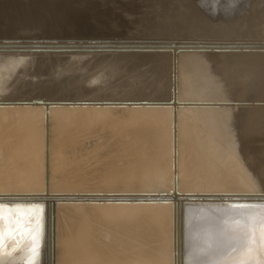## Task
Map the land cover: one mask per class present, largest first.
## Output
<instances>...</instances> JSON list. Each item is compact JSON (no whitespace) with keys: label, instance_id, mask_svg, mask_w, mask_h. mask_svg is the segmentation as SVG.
<instances>
[{"label":"rangeland","instance_id":"rangeland-1","mask_svg":"<svg viewBox=\"0 0 264 264\" xmlns=\"http://www.w3.org/2000/svg\"><path fill=\"white\" fill-rule=\"evenodd\" d=\"M216 1L218 2L220 0H0V41L2 42V41H5L6 39V41H13V42L22 43V44L44 43V42L45 43H48V42L49 43L50 42L51 43H63V44H71L72 42L74 44H76L75 42L82 43V44L86 42L88 43H96V42L98 43H101V42L128 43L129 42V43H134V44L135 43L136 44L137 43L146 44L147 42V43H163L164 44L166 42L167 43L175 42V44H178V46H180L178 48L182 50L186 48L185 46H187L188 44L191 47H196V48L204 47L206 49L211 48L213 50L216 49L219 46V44L221 45V44H233V43L235 45L236 44H244V45L245 44H250V45L255 44V45H258L260 48L264 47V45H260V44H264V26H262L264 25L263 23L264 18H262L263 17L262 14L261 15L259 14L261 17L257 15L259 20L262 19L260 20L262 21L261 23L258 21L257 16H256L257 21L251 20L252 22L256 21L257 23L254 22L256 25L261 24L259 25L260 27L255 26V24L250 21L251 18L249 19V23H248L247 19L249 18V14H248V10L246 11V8L244 7L243 0H237L238 5H236L237 3H234V5L231 7H230V3L232 0H222L221 1L223 2L222 6H220L221 5L220 4L218 5L217 8L214 7ZM22 3L26 7H21ZM250 4H251V0H247L246 2L247 9H248V5ZM228 6L230 8H228ZM239 6H242V7H239ZM232 7H235V8H232ZM59 8L61 9L62 13H60ZM205 8H207L206 9L207 11L211 10V12L213 13H215V11L218 10L216 14H214L212 20L210 19L211 22L209 21V18L207 17V13H209L210 11L206 13V11L204 10ZM58 9H59V12L57 11ZM44 10L47 12H45ZM55 11H57L59 14ZM241 12H242V15L245 12H247L248 18L245 17L247 15L245 13L244 14L245 16H243L244 18L243 19L242 15L240 14ZM42 13H43V16H42ZM200 16L202 17L200 18L201 20L205 19L204 21L202 20L204 23L201 22V20L199 19ZM239 16L241 19L239 18ZM205 17H207L208 20ZM236 18H238V20ZM190 19L194 20L195 24L197 21L199 25L198 23L194 25L192 20L190 22ZM223 19H226V20H223ZM233 19L237 23L234 22ZM199 20L201 23L199 22ZM241 20H243V22ZM219 21L220 22L222 21V22L220 23ZM189 22L191 23L192 27L190 26ZM212 22H213V26L210 25V28H208L209 24H211ZM226 22H230L232 24H228ZM186 23L189 25H187ZM250 23H252V25ZM200 24L201 25L203 24V25L202 27L199 28ZM205 24L208 26L206 27ZM233 24H235V26ZM194 26H197L196 28H198L200 32H198L199 30L196 31ZM252 26H253V29L255 27H257L258 29L256 28L253 31ZM205 27L211 32L205 29ZM232 27L234 29L233 31H232ZM247 27L249 29L245 30L247 29ZM202 29L205 30V32ZM221 29L223 30L224 34L227 31L229 33V36H226V35L223 36V32L222 34L220 33L221 34L220 35L218 32H221L222 31ZM190 30H194V31H191L192 32L191 33ZM256 30H259V31L261 30L260 33L262 35L260 34L259 36V31H256ZM229 31L230 32L232 31L231 34ZM247 31H250V32H247ZM194 32H198L199 34L196 33L194 35L193 34ZM207 32H209L210 35L207 34ZM255 32H257L258 34V35L257 34L254 35L257 41L254 39L255 37L252 34ZM239 36H241L242 38ZM181 44L184 46H181ZM120 47H119L120 50H124L123 47L122 49ZM142 48L143 47H140V49ZM127 50L128 49L126 48V51ZM130 50L131 49H129L128 52L125 53V56H124V53H122L123 54L122 55L120 52H119L120 56L118 53L114 55H112L111 53H107L105 55L103 54H86V55L85 54H74V56L69 55L68 57L69 59L67 61H65L64 58H62L64 61L59 60L60 61L59 63L62 62L61 64H58L56 62L57 61L56 58H53L54 60L56 59L55 61L52 59L54 62L53 63L51 58L39 57L41 58L43 64L45 65V68L50 67L52 69L51 70L47 68L49 71L51 70L50 73L52 74V76L51 74H49L47 69L45 70L43 64H39L41 60H39L38 57L37 58L32 57L33 60H31L30 58V56H32L31 54L38 53L39 52L38 50L29 49V50L14 51V52H11V51L10 52H0V55H1L0 56V88H1L0 95L1 96L3 94L7 95V98H5L6 96L3 95V97L0 96L1 97L0 99L4 98L6 101V99L8 98L10 99V97H12L13 94L14 96L12 98H15L17 96L15 95V93L16 94L18 93L17 97H20V95H22L21 97H23L24 96L23 94H26L27 90L29 91V89L33 93L32 95L30 94L31 96H39V97H43L46 99H57V98L59 99L60 98L62 100H71V101H78V102L80 101H101V100H106V101L147 100V101H154V102H163V101H166V99H169L168 96L170 97V94H169L170 90L168 91V88L170 86L169 85V80H170L169 73L171 69L170 68L171 62H169L170 59L166 57L161 62L157 63L156 60L150 61L155 58L156 54H148V53L143 54L144 51L142 50L143 52L142 53L137 48L135 49L133 48L132 53H129ZM135 50L136 51L139 50V51L135 52ZM138 53L139 55H137ZM211 53L207 54L208 59L205 58V64H203L202 67L195 66L192 62L191 63L186 62L184 59V56L181 55L182 57L180 59V65H179L180 66L179 67L180 90H176V93H175L178 101L180 100V106H181L180 113H179L180 115L178 117L179 118L178 122L180 123H178L179 126L177 125L178 129L180 130H177V141H176L177 142L176 144H179V143L180 144L177 145L176 148L180 146L181 149L180 148L178 149H180L181 151L177 149L178 153L176 156V162L177 161L178 162L175 165L171 164V162L168 161L170 160L169 139H168L169 138L168 137L169 114H167V111L165 109L163 110L156 109V108L153 109L154 107H152V105L154 104H150V107L146 108L145 110H144V106H142L143 108L142 107L134 108L133 106L131 107L127 106L126 108L127 110L125 111L124 114H121L122 113L120 112L121 110H118L120 112L119 114L117 113L118 111L115 109H112L111 111L100 110L101 106L100 107L95 106L94 107L95 109H92V110L89 109L91 111H89L88 109H82V107L69 108L66 106H60V107H57V109H54V110L52 109V110L47 111L46 118H45L46 122L41 120V113L36 108L31 107L33 109V111L31 110L32 111L31 113L29 112L31 108L18 110L19 114L24 115L23 118L22 117L18 118L19 115L17 117L13 115L16 119H18L19 121H22V123L21 122L19 123L27 131L25 132L24 129H22L24 133H21L23 132L22 130L20 131L21 126H19V123L17 124L15 122L16 119L13 116H10L12 118L11 119L7 115L11 120L8 117L6 119V117H4L3 114H1L3 116H0V125L2 123V126H0V137H1L0 138V143H1L0 144V155H1L0 158L4 159L5 162L6 160L9 162L5 164V163H2V160L0 159V162H1L0 172L8 171L7 168H11V171L13 172V169L17 167L14 169L15 171L13 172L14 174L17 173V177L14 175V179L20 178V176H23V180L25 181L24 182L23 180H21L22 179L21 177L19 181L21 180L23 184H21V182H16L18 183L16 184L14 179H12L13 178L11 176L12 173L8 171L9 175L7 176V174L4 172V174L1 173L2 176L0 174V186L2 185L1 186L2 188L0 187V189H2V191L4 190L3 192H5V194L11 193V192L20 193V192H25V191H30L31 193L42 192L44 189V186H46L47 189L50 190L49 192H57V193H61V192L73 193L74 192L75 194V192H77L78 194H80L86 191V193H91V192L92 193H118L124 196H130L136 193L137 194L162 193V192L167 191L168 188H165V187H169L171 183V181L169 180L171 179L170 178L171 169H169V166L171 165L170 168L175 167L176 170L173 169V171H176L175 175L178 179H179L178 177L179 175L181 176L180 179H182L183 177L184 179H186V177L188 176L187 177L188 180L186 179L187 182L189 180L191 181V183L190 182L188 183L191 184L192 186L188 185V183L186 184V182L180 183L182 180H180V182L178 180L177 188H176L178 192L191 193L194 195L195 194H205V195L220 194L222 196L230 195L231 197V195L235 196L237 194H241V193L248 191V188L250 187V185H252L249 188L250 190H252L253 188V190L255 189L256 192H264V182L261 183L258 180V178H260L259 173L257 171L255 173L256 169L254 170V167L256 168V166L255 165L251 166L248 160L243 156H240L239 159H237V157L235 158L236 156L235 147L238 146V144H236V141L237 143H239V140L233 137V134H231L234 132L233 129H231V126L229 129V125H231V122L230 124H228L229 123L228 119L231 120L232 118L237 116L239 110H241V109H238V110L234 109L232 113L231 112L232 110L230 109V107L234 108L239 103H244V101L245 103L254 102L252 101V99L251 101H249L248 99L252 98V96H258V95H254V93L253 95H251L252 93H248V94L243 93L244 91L243 92L240 91L241 92L240 93L237 91V89H235L230 84L231 83L230 80L223 78L225 76V75L223 76V74H226L227 72H229L231 69L230 67L234 66L231 60L232 56L229 51H228L229 57L221 56L219 53H214V55ZM10 54H13V55L20 54V55L11 56ZM11 58H13L14 60ZM48 60H49V63H52L55 66L53 65L52 67L51 66L52 64L49 65ZM31 61L34 63H36L37 61V63L32 65ZM172 62H174L173 59H172ZM56 64H58L57 69H55ZM66 64L67 66L64 67V65ZM36 65H38V67H36ZM59 65H61L60 68H58ZM219 66H220V69H219ZM33 67H36L34 68L35 70L33 69ZM225 67L227 68V72L225 70L226 69ZM38 68H39V71H38L39 73L37 72ZM221 69H222V72L225 71L223 74H221L220 72ZM43 71L44 72L46 71V73L47 72L48 73L45 74ZM95 73L97 76L95 75ZM48 74L50 76H46ZM100 76H102L101 78L103 79V81H100L101 78L99 80L98 77ZM5 77L6 78L8 77V78L6 79ZM52 77L55 79H53ZM94 77L97 78L98 83L96 82L97 80ZM88 78L90 80H92L93 78L96 81L93 84L92 82L93 80L90 81ZM8 79H9V82H8ZM3 80H4V83H3ZM6 80L7 82H5ZM32 84L33 85L36 84V85L33 86ZM49 84L50 85L52 84L53 86L55 84L56 85L54 87L51 85L53 87L51 88ZM23 88L27 89L25 90L26 92L24 91ZM33 88H36L34 89L35 92ZM36 91L37 92L40 91V93L38 94L36 93ZM29 93L30 91L28 92V95ZM245 94H246V97H245ZM24 97H29V96H27L26 94ZM247 97H250V98L247 99ZM259 101H256V102H259ZM209 102L211 103L210 105L211 109L210 110L207 109L206 111H204L205 108L207 107V103ZM78 109L80 110L82 109V110L80 111ZM254 109L255 108H252L249 113H253ZM227 114L230 115L231 119L228 118L229 115L227 117ZM2 117L3 119L5 118L6 120H3ZM3 121L11 122L10 124L8 122H5V124L11 125V126L8 125L9 128L12 127V129L10 128L11 130L16 128L14 129V133H12L10 129H6V127L8 128V126L3 127L5 126ZM47 122L52 125V130L50 132L51 134L50 143L52 144H50V147L52 148V146H54L52 149H50L51 159L50 158L48 159L49 163L51 162L50 167H49L50 169H48V171L52 172L50 174L48 173L47 175V176H50L48 177V181H49L48 186L46 185L47 183L45 182L47 180V177L45 174L47 170H46V167L44 168V163H43L45 161V158H44L43 153L41 152L43 151L42 150L43 140H40L42 139L41 131L43 133L42 126H44V124H46ZM223 122L225 125L223 124ZM24 124L26 127L23 126ZM212 124L215 125V129H213L214 125ZM223 126L225 127L228 126V128L226 127L228 131H226V128ZM2 127L5 130L1 129ZM216 127H218L222 133H219L220 131ZM84 129H89L93 135L90 134L91 132L89 130H86L87 131L86 133H89V134H86L87 135L86 136L83 133L85 131ZM7 130L9 131V133ZM15 131L23 134L21 135L22 141H24L23 140L24 138L26 141L28 140V143H26V141L21 142V138L19 139V137H21L20 134L19 133L17 134V132ZM33 131L34 133H32ZM81 131L82 133L80 135L79 132ZM25 134H26L25 137L28 136L27 137L28 139L24 137ZM70 134L71 135L73 134L71 137L75 138L76 140L73 138L72 140H70L71 139V137H69ZM230 134L233 138H235L234 140L230 136ZM89 135L94 136L95 139H98V140L93 142L95 140L94 137L92 138V136H89ZM7 136L8 138L6 139L5 137ZM83 136L84 138H87V139H84ZM61 137L63 138L60 139ZM67 137H69L68 138L69 140L67 139ZM80 137L81 139L83 138L86 141V142L84 141V143L88 144V146L91 145L89 144V142L90 143L93 142L92 144L93 149L97 148L99 149L98 150L99 152L97 151V149L93 150L91 146L90 148L92 150L88 148L90 152H88L87 149L86 150L82 149L83 151L80 150L82 147L85 146L84 143H81L83 142V140L80 142L81 140ZM89 137H91L92 140L93 139L94 140L93 141L90 140L91 138ZM36 138L40 141H37ZM255 138L264 139V134L258 135V137H255ZM13 139H15V141ZM5 140L8 142V144L10 143L9 145L11 147H9L8 144L5 143L6 142ZM12 140L15 144L12 142ZM87 140L89 141L88 143H87ZM62 141L64 142L66 141V142L64 143ZM17 142L22 147L21 146L17 147L18 145ZM72 142L73 144H75L76 142V145L79 142L84 146H82L81 144H78L80 146V149H79L78 145L77 146L72 145ZM203 142L205 143V145ZM32 143H34L33 144L34 146L32 145ZM60 143L65 146L63 147ZM66 143L70 144L69 146L71 145L76 146V148L80 150L79 152H81V154L79 153L80 154L79 155L77 149L74 147L73 149H76L77 151V156H75L74 153L76 154V151H73V149L67 146ZM3 144H6L8 147L6 145L3 146ZM26 144H29V146ZM37 144L40 146H38ZM58 146H62V147H58ZM31 147L33 149L32 151H31ZM18 148L19 149L21 148V150H19ZM25 149L27 151H24ZM34 150L35 152L36 150L38 152L37 154L35 153L36 155L34 154ZM68 150L70 152H68ZM12 151L13 152L19 151L18 152L19 154L22 152L21 153L22 156L26 152L27 154L32 152L30 153L32 156L33 155L37 156L36 158L35 156L33 157L31 156L32 159L35 158L34 162L30 156H27V154H25L24 156H26L27 158L29 157L32 162L30 161V159H27L26 157H25L26 159L24 157L22 158L19 157L22 163H24V165L27 163L26 160L30 161L28 162V164L33 163L32 164L34 165L33 168H31L29 164L28 166L30 167L31 169L30 170L26 164L25 166L27 167L24 166L26 169L24 167L22 168V170L24 171L26 170L25 171L26 173L23 171L24 175H21L22 170L20 169L19 170L20 175H18L17 170L21 168L19 167V163L21 161L19 162L20 160L18 159L19 155H17L16 152L13 154ZM92 151L94 153H92ZM95 151L97 152L95 153ZM2 152H3V155L4 154L8 155L6 156L7 158L2 156ZM85 152L87 153L85 154ZM141 152H144V156L146 155L145 159H141L143 157ZM179 152L181 154H179ZM10 153L11 155H9ZM41 153L43 155V158L39 156L41 155ZM91 153L93 156L95 155L93 157V160L97 161L98 163H101V165L98 164L97 162H96L97 163L96 165L95 162L91 160L92 159ZM199 153L201 154L199 155ZM203 153H205V155H203ZM87 154L89 157H85ZM78 155L81 156L83 160H81V158L78 157ZM185 155L186 156L188 155L187 156L188 159H189V155L191 156L190 161L192 160V162H194L193 166ZM136 156H139V161H141L142 163H145L146 161L147 166L146 165L145 166L148 167V169L145 168L144 164L142 163L141 165H139L140 162H138L137 160L138 158H136ZM10 157L12 160L10 159ZM12 157H15V158L13 159ZM84 157L86 158V160ZM74 158L75 159L80 158V159L73 160ZM180 158L181 160H179ZM182 158L186 159V161L184 159L183 161ZM234 158H235V161H234ZM15 159L17 160V162L15 163V165H13L15 162L14 161ZM41 159L42 160L44 159V160L42 161ZM87 159L90 160L89 162L93 161L94 162L93 164L96 166V168H94L95 166L92 163H88V162L86 163ZM126 159H129L130 163H131V160L133 161L130 164L129 161H127ZM39 160H40V163L42 162L41 164L35 163V162H39ZM79 160L82 162L84 161V162L80 163ZM236 160H239V162L237 163ZM134 161L136 165L134 164ZM187 161H188L187 164L189 165H186ZM71 162L77 163L78 166H75L74 168V165L76 164L75 163L73 164ZM180 162H182L184 165L181 164ZM69 163H71V165H69ZM84 163H86V165ZM119 163L123 164V166ZM1 164H4L5 167L3 165L2 166L3 168H2ZM82 164H84L85 166L82 167ZM88 164L89 165L91 164L92 165V166L90 165L91 168L97 171L91 170L90 166H88L87 168L91 170L90 172L86 168ZM126 164H127V167H126ZM130 165H131V169L133 168L132 169L133 171L128 169ZM190 165L193 168L194 167L195 168L194 169L190 168L191 167ZM20 166H21V163H20ZM38 166L39 168L41 167L40 170ZM71 166H72V169H70ZM142 166L144 168H142ZM34 167L35 168L37 167V169H34ZM98 167L99 168L101 167L102 169H99ZM138 167L140 168V172L143 174L139 172ZM181 167L185 168V170L187 169V172H188L187 176L185 173L186 171L184 172V169H182ZM188 168H190L191 171H188L189 170ZM35 170L37 171L39 175L35 173L36 172ZM128 170L130 171L128 172ZM142 170L148 171L149 173L145 171L144 173L142 172ZM159 170H162V171H159ZM94 171L98 174L97 176L100 179L99 182H98V178L96 179L97 176L94 177L96 175V173L94 174ZM136 171L138 172L137 174L135 173ZM177 171L180 174H178ZM241 171L245 173H242ZM69 172L70 173L73 172V173L68 174ZM191 172H192V175H190ZM125 173L126 175L127 173L129 175L126 176ZM25 174H28V175H25ZM144 174L146 175V178ZM29 175L31 176V178H28ZM83 175H87L88 177L85 176L86 177L85 178ZM99 175L101 176V178ZM136 175H137V178L135 177ZM255 175L257 177L254 180V183H251V182L248 183L247 181L244 182L246 178L248 179ZM26 176H28L27 179H31V181L25 179ZM37 176H39L38 177L39 180L36 179ZM76 176H77V179L75 178ZM129 176H133L134 178L130 179ZM159 176L165 177V180H166L165 184L160 185L158 184V182H154L155 186H153L152 181L154 179H157L155 177H159ZM239 176L240 178L243 176V179H244V180L242 179L243 185H241L242 181L240 180ZM2 177L5 179L10 177V179L13 180L15 184L10 183L11 180L8 182L9 179H7L6 183H4V181L1 180ZM116 177L118 178L120 177V178L118 179ZM127 177H129V180L127 179ZM32 178H34V180ZM105 178L106 179L109 178V179L106 180ZM114 178L117 180L115 181ZM124 180L125 181L128 180V181L125 182ZM186 180H183L182 182ZM221 180L223 181L222 184L218 185V182ZM239 180L241 181V183ZM100 181L103 184L100 183ZM149 181L152 185L149 183ZM90 183L92 184L94 183V185H90ZM181 184L185 186L182 185L183 186L182 187L180 186ZM186 186H189L190 188L187 187L188 188L187 189ZM28 187L30 188L32 187V189L29 188L30 189L29 190ZM182 188H184V190ZM262 188H263V191H262ZM3 192H1L0 194H4ZM255 205H258V204H255ZM134 206L130 205L127 207H120L119 209L118 208L115 209L117 213L115 212L113 217L100 216L96 218L92 217L91 215L92 212L90 211L89 208H85L86 206H84V208L80 206L82 208H79L78 210H81V213L86 216L82 218L81 217L75 218V220L77 221L76 227L75 225L71 227V224H68L67 221L65 220L61 221L62 233H65L66 236H67V233L68 234L70 233L73 235V236H70L71 241L69 242V244H70V247L76 250V253H77L76 257L74 261H69L67 259L68 258L67 256L65 257L63 256V258H65L63 260V258L59 255L60 253L59 251L60 249H59L58 252L55 253V263L54 264H124V263L125 264L127 263L129 264H133V263L135 264H161V263L167 262L165 261V259H167V255H166L167 253L163 255L159 253L157 249L158 247H162V245H164L166 247V250L169 251L168 243L170 242V238L172 237V235L170 237L169 229L171 228L173 224L179 225L180 227V218L182 215V211H180V207L175 206V210L173 212V213L177 212L175 215L160 218L159 216H156V214L159 213L158 211L162 210L165 212L166 210V212H172L170 210V206H169V210L167 209V207L165 208L156 207L155 208V207H143L139 205L136 207ZM196 206L199 208L184 207L185 232L193 230V228H195L196 225L203 227L205 229L211 227L213 224H216L217 220L222 219L221 211L219 210H223L229 207V205H224V204H211L210 206L208 205L206 206L196 205ZM1 208L3 209V207ZM8 209H9L8 207L7 208L4 207V209L2 210L4 211L3 212L4 214L5 213L8 214L7 211L11 212L10 213L11 216L10 214H9V217H7L8 215L6 216L7 219L5 221L7 223H4V226H6V228L5 227L4 228L7 230V231L4 230L6 231L5 232L6 234L10 232L8 231L9 228H11L9 230H12V229L14 230V227L12 228V226H14L15 222H17L18 220L19 222L27 226L37 225L36 220L35 222L32 221L34 225L32 224V222L25 220L24 218L25 216L22 215V211L21 212L19 211V210H24V208L23 209L16 208L18 211H16L15 208L13 210L16 211L18 215L21 214V217L24 218L25 222H29V225L28 223H25L24 220L20 216L19 217L15 216L17 214L16 212L15 214H13L14 212L11 211L12 208H10L11 210L10 209L8 210ZM246 211H249V209H247ZM133 213L135 214L138 213V214H136L134 217L132 215ZM12 215L15 216V218ZM129 215H132L134 217L133 220L135 222L132 221L134 225L133 226L132 225L123 226L124 223H122L121 225V221H120L118 225L119 227L117 228L116 222H118L119 219L124 220L123 218ZM10 217H13L17 221L15 222L12 221L13 218L11 219ZM37 218L39 219L40 216L38 217L36 216V219ZM8 219H11L12 223ZM85 223H90L91 225L89 226H91L94 230H97L99 233L102 231L103 233L102 232L101 233L103 235H105L104 231L106 235H107V232H109V235H107L108 237H106V235L101 236L102 235L101 233H100V236L102 239L99 238V240L98 238L97 239L90 238L89 240V238L87 237H82L83 231L85 230ZM64 224H66L67 226L66 225L64 226ZM120 227L122 228L125 227V228H123L122 230V228ZM130 227L132 228L130 229ZM164 227L166 228V232L163 235L162 231ZM127 228L129 229L127 230ZM120 229L122 232L120 231ZM112 230L114 231V233L117 232L116 230H118L119 235L124 237L122 238L123 243L125 242L124 244L122 243L124 246L116 245L118 247L116 246L111 247L109 245L110 241L107 242L108 238L110 239L111 235L116 234V233L114 234ZM14 231L13 232L11 231L12 234L14 233ZM110 231H112L111 234H110ZM127 231H129L130 233ZM124 233H126V235ZM5 238H6V241H5ZM5 238H3V242H6V244L9 243V239L7 241L8 237H5ZM126 239L128 240L130 239V241ZM249 240L252 243V247L255 249L250 254H248L249 249L242 248V246L239 243H232L230 246L221 245V246L215 247L214 249L209 250L208 252H205L203 249L206 248V244H204L202 241L196 240L195 242L193 241L185 242V247H186L185 253L186 254H185L184 263L185 264H211L212 260L214 259L218 260V259H221L223 256H227L229 258L230 257L231 258H244L246 260V264H264V241H262L261 238L260 239L258 238L257 240L249 238ZM126 241L130 242L131 244L128 242L126 243ZM96 242L99 244H97ZM1 244L2 243L0 242V245ZM4 244L5 243L2 244L3 246H1L3 250L5 246L7 247L9 246L8 244L7 245L6 244L4 245ZM12 248L15 250H13ZM20 248L22 247H17V248L11 247L13 251L10 250V247H9V250L5 249L4 251H6V254H7V250L10 253V254L8 253V255H6L4 251H1L2 249L0 248V251H1L0 253H2V256L1 255L0 256L3 258H6L7 256H9L8 258H10L12 261L10 262V259L8 260V258L7 260L9 262L6 259L2 258L3 259L2 260L0 258L1 259L0 263L6 264L8 262V264L10 263L16 264V262L20 260L19 258H21V257H18L19 255L18 253H16L18 250H20ZM136 249L139 250L137 251L138 253L135 252ZM94 252H97V255ZM37 253H38L37 254L38 257L37 255L35 257V258H39V259H36L37 262L34 260L35 258L33 259V257H31V260L35 261L36 264H39L41 263L40 260H42L43 258L41 257V253H39V251H37ZM136 253L139 254V257L141 259L136 258V256L132 257L133 255H136ZM154 253L156 254L159 253L158 254L159 256ZM4 254L6 257L4 256ZM11 254H13L12 258H15L14 255H17L16 257L17 261L16 259L12 260V258L10 257ZM31 254L32 252L31 253L29 252L28 255H31ZM21 255L22 253L20 254V256ZM22 259L23 260L19 261L21 262L20 264L25 263L24 261L25 258H23V255H22ZM4 260H5V263H4ZM84 260L86 263H84ZM19 262L17 263L19 264ZM26 262L27 264H32L31 262L30 263H28V261ZM175 264H178V259L176 260Z\"/></svg>","mask_w":264,"mask_h":264},{"label":"bare ground","instance_id":"bare-ground-1","mask_svg":"<svg viewBox=\"0 0 264 264\" xmlns=\"http://www.w3.org/2000/svg\"><path fill=\"white\" fill-rule=\"evenodd\" d=\"M222 0H220V1H216V3H215V6L214 7H218V5H220V6H222V3L223 2H221ZM245 1V2H244ZM238 1L237 0H232L231 1V3H230V7L231 6H233L234 5V3H237ZM240 2H242V1H240ZM246 2H247V0H243V4H244V7L246 8V11L248 10V14H249V18L247 17L248 16V14H247V12H245L247 15L245 16L244 14L242 15V12L240 13L241 15H242V18H243V16H245V17H247L248 19V23H249V19H250V21L252 20H256L257 21V19H256V16L257 15H261L262 14V18H264V0H251V4L250 5H248V9H247V5H246ZM233 3V4H232ZM249 3H250V1H249ZM46 4V3H45ZM19 5V4H18ZM30 5V4H29ZM236 5H238V3L236 4ZM239 5H241V4H239ZM20 6V5H19ZM28 6V5H27ZM209 6V5H208ZM21 7H26L25 5H23V3H22V6ZM207 7V6H206ZM210 7V6H209ZM209 7H208V9H209ZM229 6H228V8H230ZM236 7V6H235ZM235 7H232V8H235ZM239 7H242V6H239ZM61 8V7H60ZM59 8V9H60ZM74 8V7H73ZM238 8V7H237ZM59 9L57 10L58 12H59ZM62 9V8H61ZM61 9H60V13H62L61 12ZM207 8H205L204 10L206 11V13L207 12H209V13H207V17L209 18V21H210V19L212 20V18H213V16H214V14H216V12L218 11V10H216L215 11V13H213V12H211V10H206ZM255 9V10H254ZM45 11V10H44ZM57 11H55V12H57ZM204 11V12H205ZM25 12V11H24ZM45 12H47V11H45ZM57 12V13H58ZM251 12V13H250ZM57 13H55V14H57ZM186 13V12H185ZM211 13H213V14H211ZM46 14V13H45ZM59 14V13H58ZM74 14V13H73ZM255 14V15H254ZM196 15V14H195ZM205 15V14H204ZM240 15V16H241ZM259 15V16H260ZM42 16H43V13H42ZM206 16V15H205ZM240 16H239V18H240ZM194 17V16H193ZM207 17H205V18H207ZM255 17V18H254ZM261 17V16H260ZM200 18H202L201 16L199 17V19ZM208 18H207V20H208ZM257 18H258V16H257ZM46 19V18H45ZM194 19V18H193ZM237 20H238V18H236ZM241 19V18H240ZM244 19V18H243ZM187 20V19H186ZM191 20L192 19H190V22H191ZM201 20V19H200ZM200 20H199V22H200ZM203 20V19H202ZM201 20V22H203ZM206 20V21H207ZM223 20H226V19H223ZM246 20V19H245ZM260 20H262V19H260ZM259 20V18H258V21L261 23L262 21H260ZM189 21V20H188ZM193 21V23H194V20H192ZM232 21V20H231ZM230 21V22H231ZM233 21H234V19H233ZM232 21V22H233ZM242 22H243V20H241ZM251 21V22H252ZM256 21H254V22H256ZM28 22V21H27ZM189 22V23H190ZM200 22V23H201ZM208 22V21H207ZM207 22H205V23H207ZM211 22V21H210ZM220 22V21H219ZM222 22V21H221ZM220 22V23H221ZM230 22H226V23H228V24H232V23H230ZM234 22H236V21H234ZM233 22V23H234ZM254 22H252V23H254ZM198 22L196 21V24H197ZM204 23V22H203ZM209 23V22H208ZM237 23V22H236ZM235 23V24H236ZM241 23V22H240ZM252 23H250L251 25H252ZM257 23V22H256ZM264 23V22H263ZM187 24V23H186ZM195 23H194V25H196ZM222 24H224V23H222ZM235 24H233L234 26H235ZM246 24V23H245ZM255 24V23H254ZM187 25H189V24H187ZM198 25H199V23H198ZM203 25V24H202ZM202 25L200 24V26H199V28L200 27H202ZM206 25V24H205ZM204 25V26H205ZM210 25L211 26H213V22L211 23V24H209V27L208 28H210ZM232 25V26H233ZM247 25V24H246ZM249 25V24H248ZM259 25H261V24H259ZM259 25H256L255 24V26H259ZM190 26L192 27V25H191V23H190ZM208 25H206V27H207ZM262 26H264V25H262ZM197 26H194V28L196 29V31L197 30H199L198 28H196ZM205 27V29H207ZM229 27V26H228ZM260 27V26H259ZM204 28V27H203ZM235 28V27H234ZM257 27H255L254 29H253V26H252V29H253V31L256 29ZM263 28V27H262ZM191 29V28H190ZM194 29V30H195ZM249 28L247 27V29H245V30H248ZM258 29V28H257ZM194 30H190V32L191 31H194ZM203 30V29H202ZM208 30V29H207ZM222 30V29H221ZM227 30V29H226ZM225 30V31H226ZM229 30V29H228ZM231 30V29H230ZM234 29H233V27H232V31H233ZM204 32H205V30H203ZM209 31V30H208ZM220 31V30H219ZM231 31V32H232ZM252 31V32H253ZM256 31H259V30H256ZM261 31V30H260ZM260 31H259V36H260ZM37 32V31H36ZM198 32H200V30L198 31ZM198 32H194L193 34L195 35L196 33H198ZM202 32V31H201ZM209 32H211V31H209ZM209 32H207V34H209ZM222 32H223V30L221 31V32H218L219 34L221 33L222 34ZM230 32V31H229ZM231 32H230V34H231ZM244 32V31H243ZM247 32H250V31H247ZM192 33V32H191ZM212 33H213V31H212ZM217 33V34H218ZM235 33V32H234ZM233 33V34H234ZM199 34V33H198ZM204 34V33H203ZM220 34V35H221ZM232 34V35H233ZM243 34V33H242ZM245 34V33H244ZM249 34V33H248ZM253 34V36L255 35V34H257V32H255V33H252ZM205 35H206V33H205ZM210 35V34H209ZM213 35H214V33H213ZM212 35V36H213ZM215 35H216V33H215ZM229 36V33L226 31L225 32V34H224V32H223V36ZM231 35V36H232ZM236 35H237V33H236ZM236 35H234V36H236ZM241 35V34H240ZM247 35V34H246ZM250 35H251V33H250ZM249 35V36H250ZM258 35V34H257ZM262 35V34H261ZM239 37H241V36H239ZM255 37V36H254ZM242 38V37H241ZM5 39V38H4ZM246 39V38H245ZM255 40H256V37L254 38ZM262 39V38H261ZM261 39H259V40H261ZM251 40V39H250ZM254 40V41H255ZM263 40V39H262ZM223 41V40H222ZM252 41V40H251ZM257 41V40H256ZM108 42V41H107ZM246 42V41H245ZM244 42V43H245ZM76 44H74L73 42L71 43V44H63V43H32V44H22V43H17V42H13V41H6V39H5V41H0V52H14V51H21V50H29V49H31V50H38L39 52L38 53H36V54H31L32 56H30V58H31V60H33L32 59V57H43V58H45V57H48V58H51V60L53 59V58H56L57 59V63L58 64H61V63H59L60 61H62L63 59L62 58H64L65 59V61H67L69 58V55H73L74 56V54H103V55H105V54H107V53H111L112 55H114V54H116V53H118L119 54V52L122 54V53H124V56H125V53H127L128 52V50L129 49H131L130 50V52L129 53H132V49L134 48H137V49H139L141 52H142V50L144 51V53L143 54H146V53H148V54H156L155 55V58L153 59V60H150V61H157V63L158 62H161L164 58H169L170 59V61L169 62H171V66H170V73H169V78H170V80H169V88H168V91L170 90V97L168 96V98L169 99H166V101H163V102H159V103H157V104H154V105H152V107H154L153 109H165L166 111H167V114H169V117H168V139H169V153H170V160H168V161H170L171 162V164H176L177 162H176V156H177V149L178 148H180V146L178 147V148H176V146L177 145H179V144H176L177 142V130H180V129H178V126H179V124L178 123H180V122H178L179 121V113H180V100L178 101V99L176 98V90H180V76H179V65H180V59H181V55H183L184 56V59H185V61L186 62H188V63H193L195 66H198V67H202L203 66V64H205V58L206 59H208V56H207V54H210L211 52H213V53H211V54H213L214 55V53H219L221 56H224V57H227L228 56V51L231 53V60H232V62H233V67H230L231 69H232V71H231V69H230V71L229 72H227V68L225 69L226 70V74H223L224 72H222V69H221V74H223V78H225V79H227V80H230V84L235 88V89H237V91L238 92H243V93H252L251 95H253V93H254V95H258V96H252V98H250V97H247V99L248 98H250V99H248L249 101H251V99H252V101H254V102H247V103H245V101H244V103H239L237 106H235L234 108H232V107H230V109L232 110L231 112L233 113V110L235 109V110H238V109H241V110H239V112H238V115L237 116H235L234 118H230V113L229 114H227V117H228V115H229V117L228 118H230L231 120H229L228 118V121H229V123L228 124H230V122H231V125H229V129H230V126H231V129H233V133H231L232 132V130H231V134H233V137H235V138H237L238 140H239V143H237V139L235 140L236 141V144H238V146L237 147H235V152H236V156H235V158L237 157V159H239L240 158V156H243V157H245L247 160H248V162H249V164L251 165V166H253V165H255L256 166V168L254 167V170H255V173H256V171L259 173V176H260V178H258V180L262 183V182H264V139H259V138H255V137H258V135H263L264 134V47L263 48H260L258 45H253V44H219V46L216 48V49H211V48H196V47H191L189 44L187 45V46H185L186 48H184L183 50L182 49H180V48H178V47H180V46H178V44H175V46H172L171 45V43H147L146 42V44H140V43H106V42H101V43H98V42H96V43H88V42H86V43H77V42H75ZM198 43V42H197ZM229 43V42H228ZM238 43V42H237ZM260 44V43H259ZM121 47H120V46ZM142 45V46H141ZM210 45V44H209ZM260 45H264V44H260ZM145 46V47H144ZM149 46V47H148ZM181 46H184V45H182L181 44ZM110 47H112V48H110ZM119 47L122 49V47H123V49L124 50H120L119 49ZM140 47H143L142 49H140ZM198 47V46H197ZM211 47V46H210ZM126 48L128 49L127 51H126ZM182 48V47H181ZM115 49H117V50H115ZM138 50V51H139ZM138 51H136L135 50V52H138ZM172 53H173V55H172ZM185 53V54H184ZM117 54V55H118ZM135 54V53H134ZM11 56H16V55H20V54H16V55H13V54H10ZM29 55V54H28ZM123 55V54H122ZM126 55H128V54H126ZM137 55H139V53L137 54ZM141 55V54H140ZM1 56V55H0ZM94 56V55H93ZM92 56V57H93ZM119 56H120V54H119ZM172 56H173V58H172ZM66 57H67V59H66ZM78 57V56H77ZM123 57V56H122ZM142 57V56H141ZM229 57V56H228ZM18 58V57H17ZM124 58V57H123ZM2 59H3V57H2ZM11 59H13V58H11ZM35 59V58H34ZM55 59V60H56ZM172 59H173V61L174 62H172ZM14 60V59H13ZM39 60H41V58H39ZM47 60V59H46ZM50 60V59H49ZM49 60H48V64L50 65V64H52V63H49ZM54 60V59H53ZM53 60H52V62H53ZM54 60V61H55ZM60 60V61H59ZM82 60V59H81ZM30 61V60H29ZM43 61H45V60H43ZM64 61V60H63ZM210 61V60H209ZM18 62V61H17ZM34 62H35V60H34ZM34 62H32L31 61V63H32V65H34V64H36L37 63V61H36V63H34ZM40 62V61H39ZM38 62V63H39ZM41 62H42V60H41ZM39 63V64H43V62L42 63ZM47 62V61H46ZM51 62V61H50ZM55 62V63H56ZM54 63V62H53ZM68 63H69V61H68ZM67 63V64H68ZM129 63V62H128ZM47 64V65H48ZM58 64H56V68L55 69H57V65ZM67 64L66 65H64V67L65 66H67ZM153 64V63H152ZM210 64V63H209ZM31 65V66H32ZM44 65V64H43ZM53 65L54 64H52L51 66L53 67ZM55 66V65H54ZM217 66V65H216ZM36 67H38V65H36ZM36 67H33V69L34 68H36ZM41 67V66H40ZM43 67V66H42ZM47 67V66H46ZM61 67V65H59L58 66V68H60ZM63 67V66H62ZM208 67V66H207ZM228 67V66H227ZM44 68H45V65H44ZM47 68H49V69H51L50 67H47ZM47 68H45V70L47 69ZM222 68V67H221ZM229 68V67H228ZM54 69V70H55ZM204 69H205V67H204ZM219 69H220V66H219ZM224 69V68H223ZM235 71H234V70ZM17 70V69H16ZM35 70V69H34ZM34 70H32V71H34ZM44 70V69H43ZM48 70V69H47ZM52 70V69H51ZM51 70L49 71L48 70V72H49V74H51L50 72H51ZM53 70V71H54ZM60 70V69H59ZM118 70V69H117ZM4 71V70H3ZM39 71V68H38V70H37V72ZM248 71H249V73H248ZM16 72V71H15ZM44 72V71H43ZM47 72V73H48ZM188 72H189V70H188ZM248 74H247V73ZM39 73V72H38ZM45 74H47L46 73V71L44 72ZM43 73V74H44ZM53 73V72H52ZM97 73H99V72H97ZM246 75H245V74ZM13 74V73H12ZM46 75V76H50V75ZM54 74V73H53ZM40 75H41V73H40ZM94 75V74H93ZM95 75H96V73H95ZM94 75V76H95ZM99 75V74H98ZM7 76V75H6ZM19 76V75H18ZM31 76V75H30ZM51 76H52V74H51ZM54 76V75H53ZM97 76V75H96ZM95 76V77H96ZM103 76V75H102ZM102 76H100V77H98L99 78V80H100V78L102 77ZM10 77V76H9ZM90 77H92V76H90ZM94 77V78H95ZM104 77V76H103ZM6 78V77H5ZM8 78V77H7ZM6 78V79H7ZM50 78V77H49ZM48 78V79H49ZM53 78V77H52ZM15 79V78H14ZM47 79V80H48ZM53 79H55V78H53ZM89 79V78H88ZM96 80H97V78H95ZM95 79H93L92 78V80H90V81H92L93 82V84H94V82L96 81ZM105 79V78H104ZM167 79V78H166ZM2 80V79H1ZM88 80V81H89ZM10 81H11V79H10ZM23 81V80H22ZM29 81V80H28ZM51 81V80H50ZM53 81V80H52ZM100 81H103V79L101 78V80ZM99 81V82H100ZM5 82H7V80L5 81ZM8 82H9V79H8ZM25 82V81H24ZM56 82V81H55ZM58 82V81H57ZM91 82V83H92ZM97 83H98V80L96 81ZM3 83H4V80H3ZM14 83V82H13ZM47 83H48V81H47ZM50 83V82H49ZM58 84V83H57ZM33 85V84H32ZM34 85H36V84H34ZM33 85V86H34ZM50 85V84H49ZM52 85V84H51ZM50 85V86H51ZM56 85V84H55ZM54 85V86H55ZM4 86V85H3ZM53 86V85H52ZM51 86V88H53ZM5 87V86H4ZM24 87H25V85H24ZM182 87H184V86H182ZM21 88H22V86H21ZM37 88V87H36ZM36 88H33V90L34 89H36ZM174 88V89H173ZM1 89V88H0ZM24 89V88H23ZM32 89V88H31ZM25 90H27V89H24V91ZM117 90V89H116ZM128 90V89H127ZM207 90V89H206ZM215 90V89H214ZM3 91V90H2ZM16 91H18V90H16ZM20 91V90H19ZM22 91V90H21ZM30 91V93H29V95H28V92ZM29 91L27 90V96H29V97H24L26 94H23L24 96L23 97H21L22 95H20V97H17L18 96V93L16 94L15 93V95H17L15 98H12L13 96H14V94H13V96L12 97H10L9 95H10V93H9V97H10V99L8 98V99H6V101H5V99L3 100V99H0V101L1 102H9V101H11V102H14V101H22V100H26V101H30V100H32V99H44V100H47V101H65V102H78V101H71V100H62V99H46V98H43V97H39V96H31L33 93H32V91L29 89ZM13 92V91H12ZM26 92V91H25ZM34 92H35V90H34ZM118 92V91H117ZM240 92V93H241ZM36 93H40V91L39 92H37L36 91ZM35 93V94H36ZM20 94H21V92H20ZM31 94V95H30ZM37 94V95H38ZM4 95V94H3ZM3 95L1 96V97H3ZM175 96V100H176V103H173V104H171L170 103V100H171V98H172V96ZM181 95V94H180ZM222 95V94H221ZM250 95V96H251ZM4 96H6L5 98H7V95H4ZM31 96V97H30ZM0 97V98H1ZM242 97V96H241ZM245 97H246V94H245ZM12 98V99H11ZM165 98V97H164ZM241 99V98H240ZM246 99V100H247ZM259 99H260V101H259ZM9 100V101H8ZM210 100V99H209ZM247 100V101H248ZM124 101H136V100H115V101H106V100H101V101H89V102H124ZM142 101H145V100H142ZM147 101V100H146ZM243 101H241V102H243ZM256 101H259V102H256ZM80 102H84V101H80ZM154 102V101H153ZM258 103H260V104H258ZM58 104H60V103H58ZM208 104H209V106H208ZM210 105H211V103L209 102V103H207V107L205 108V110L204 111H206L207 109H211V107H210ZM61 105H59V106H37V105H33L32 104V106H29V105H27V106H16V107H0V116H3L4 115V117H6V119H7V117L9 116H15V117H17L18 115V118L19 117H24V115L23 114H19V112H18V110L20 109V110H22V109H26V108H31V107H33V108H36L40 113H41V120H43V121H45V118H46V114H47V111L48 110H54V109H57V107H60ZM63 106H66V107H68V105H63ZM130 106V105H129ZM144 106V110L146 109V108H148V107H150V104H147V105H143ZM146 106V107H145ZM95 107V106H94ZM93 106H87V107H82V109H95ZM100 107V106H99ZM131 107V106H130ZM134 108H138V107H142V106H133ZM151 107V108H152ZM69 108H77V107H69ZM127 108V106L126 107H119V106H101L100 107V110H107V111H111L112 109H115V110H121L120 112H122L121 114H124L125 113V111L127 110L126 109ZM143 108V107H142ZM187 108V107H186ZM185 108V109H186ZM252 108H255L254 109V111H253V113H249L250 112V110L252 109ZM81 109V110H82ZM150 109V108H149ZM152 109V110H153ZM183 109V108H182ZM29 110V109H28ZM33 111V109L31 108L30 109V113ZM35 110V109H34ZM78 110H80V109H78ZM80 110V111H81ZM91 110H89V111H91ZM100 110H99V112H100ZM37 111V112H38ZM36 112V111H35ZM119 111L117 112L118 114L120 113ZM128 112H130V111H128ZM152 113V112H151ZM231 113V114H232ZM1 114H3V115H1ZM8 115V116H7ZM26 115V114H25ZM234 115V114H233ZM13 116V117H14ZM148 116V115H147ZM8 117V118H9ZM14 117V118H15ZM232 117V116H231ZM11 118V117H10ZM9 118V119H10ZM22 118H21V120H22ZM38 118H39V116H38ZM2 119H3V117H2ZM5 118L3 119V120H6ZM12 119V118H11ZM10 119V120H11ZM16 119V118H15ZM16 120H18V119H16ZM15 120V122L18 124L19 122H21L22 123V121H16ZM141 120V119H140ZM2 121V120H1ZM146 121V120H145ZM152 121V120H151ZM4 122V124H5V122H8V121H3ZM46 122V121H45ZM221 122V121H220ZM9 124L11 123V122H8ZM7 123V124H8ZM222 123V122H221ZM220 123V124H221ZM227 123V122H226ZM3 124V125H4ZM8 124V125H9ZM13 124V123H12ZM218 124V123H217ZM223 124H224V122H223ZM8 125H6L5 124V126H3V127H6V126H8ZM16 125V124H15ZM178 125V126H177ZM212 125H214V124H212ZM225 125V124H224ZM0 126H2V123H1V125ZM9 126H11V125H9ZM9 126H8V128L6 127V129H12V127H10L9 128ZM18 126V125H17ZM19 126H21L20 125V123H19ZM24 127H26L25 126V124L23 125ZM220 126V125H219ZM1 128V129H4V128ZM15 127V126H14ZM13 127V128H14ZM80 127V126H79ZM82 127H84V126H82ZM86 127V126H85ZM223 127H225V126H223ZM227 128H228V126H226ZM225 127V128H226ZM21 129H20V131L22 130V129H24L22 126L20 127ZM38 128V127H37ZM180 128V127H179ZM216 128H218V127H216ZM222 128V127H221ZM224 128V129H225ZM227 128H226V131H228L227 130ZM10 129V130H11ZM14 129H16V128H14ZM14 129L13 130H11L12 131V133H14ZM31 129V128H30ZM29 129V130H30ZM79 129H81V128H79ZM83 129V128H82ZM213 129H215V125H214V128ZM219 129V128H218ZM223 129V130H224ZM5 130V129H4ZM19 130V129H18ZM33 130V129H32ZM42 130H43V133H42V131H41V136H42V139H40V140H43L42 141V150L43 151H41L42 153H43V155H44V158H45V161L43 162L44 163V168L46 167V170H47V172L45 173L46 174V177H47V180L45 181L47 184V186H48V183H49V181H48V177H50V176H47L48 175V173L50 174V173H52L51 171L49 172L48 171V169H50L49 167H50V163H49V161H48V159L50 158V156H51V151H50V149H52L54 146H52V148L50 147V144H52V143H50L51 141V139H50V132H51V130H52V125L50 124V123H46V124H44V126H42ZM85 130V131H84ZM83 131V133L86 135V134H89V133H86L87 131L86 130H89V129H84ZM3 131V130H2ZM8 131V130H7ZM6 131V132H7ZM10 131V132H11ZM23 131V130H22ZM24 131L25 132H27L25 129H24ZM24 131L23 132H21V133H24ZM38 131V130H37ZM90 131V130H89ZM88 131V132H89ZM214 131V130H213ZM219 131H220V129H219ZM225 131V130H224ZM15 132H17V131H15ZM31 132V131H30ZM36 132V131H35ZM91 132V131H90ZM218 132V131H217ZM5 133V132H4ZM8 133H9V131H8ZM19 132H17V134H18ZM21 133H19L20 134V136L21 135H23V134H21ZM32 133H34V131L32 132ZM70 133V132H69ZM68 133V134H69ZM71 133H73V132H71ZM75 133V132H74ZM80 133V135H81V133H82V131L81 132H79ZM78 133V134H79ZM180 133V132H179ZM215 133V132H214ZM219 133H222L221 131L219 132ZM227 133H229V132H227ZM27 134V133H26ZM26 134L24 135V137L26 136ZM90 134H92V132L90 133ZM231 134H230V136H231ZM256 134V135H255ZM2 135V134H1ZM12 135V134H11ZM35 135V134H34ZM73 135V134H72ZM71 134H70V136L69 137H71L72 136ZM75 135V134H74ZM76 135H77V133H76ZM79 135V136H80ZM93 135V134H92ZM92 135H89V136H92ZM96 135V134H95ZM182 135V134H181ZM180 135V136H181ZM254 135H255V137H254ZM6 136V135H5ZM15 136H17V135H15ZM32 136V135H31ZM78 136V137H79ZM87 136V135H86ZM3 137V136H2ZM28 137V136H27ZM27 137H25V138H27ZM34 137V136H33ZM64 137V136H63ZM63 137H61L60 139H62ZM69 137H67V139L69 138ZM75 137V136H74ZM94 136H92V138H93ZM208 137V136H207ZM232 137V136H231ZM232 137V138H233ZM253 137V138H252ZM1 138V137H0ZM6 139L8 138V136L7 137H5ZM21 138V142H24V141H26L24 138H23V140L24 141H22V136L21 137H19V139ZM72 138L73 137H71V139L70 140H72ZM83 138H84V136H83ZM81 139V137H80V142L83 140V142H81V143H84V139H87V138H84V139ZM89 138H91V137H89ZM88 138V139H89ZM92 138L90 139V140H92ZM99 138V137H98ZM181 138V137H180ZM235 138H233V140L235 139ZM28 139V138H27ZM37 139V138H36ZM64 139H66V138H64ZM73 139H75V138H73ZM94 139H95V137H94ZM93 139V140H94ZM10 140V139H9ZM8 140V141H9ZM14 141H15V139H13ZM13 140H12V142H13ZM40 140H38L37 139V141H40ZM54 140V139H53ZM69 140V139H68ZM76 140V139H75ZM74 140V141H75ZM78 140V141H79ZM92 140V141H93ZM96 140H98V139H95L93 142H95ZM159 140V139H158ZM6 141V140H5ZM18 141V140H17ZM34 141V140H33ZM37 141H36V143H37ZM54 142V141H53ZM57 142V141H56ZM62 142H64V141H62ZM61 142V143H62ZM66 142V141H65ZM64 142V143H65ZM86 142V141H85ZM89 141L87 140V143H88ZM93 142H89V144H91L90 146L92 147V144H93ZM4 143V142H3ZM6 144H8V142L6 141L5 142ZM14 143V142H13ZM26 143H28V140L26 141ZM30 143V142H29ZM58 143V142H57ZM60 143V144H61ZM70 143V142H69ZM81 143H79L78 142V144H81ZM204 143V142H203ZM1 144V143H0ZM6 144H3V146L4 145H6ZM10 144V143H9ZM8 144V146L9 147H11L10 145ZM15 144V143H14ZM13 144V145H14ZM18 144V145H17ZM17 147H19V146H21V145H19V143L17 142ZM34 143H32V145H33ZM63 144V143H62ZM61 144V145H62ZM77 144V145H78ZM85 144V146L84 145H82V146H84V147H82L81 149H80V146L78 145V148L80 149V150H86L87 149V151L88 152H90V150H88V148L89 149H91L90 148V146H88V144H86V143H84ZM12 145V146H13ZM25 145V144H24ZM26 145H28L29 146V144H26ZM38 145V144H37ZM66 145L67 146H69L70 144H67L66 143ZM72 145H76V142H75V144H73V142H72ZM69 146V147H71L72 149L75 147L76 148V146ZM86 145H87V147H86ZM204 145H205V143H204ZM2 146V145H1ZM7 146V145H6ZM7 146V147H8ZM34 146V145H33ZM36 146V145H35ZM38 146H40V145H38ZM63 147L65 146V145H62ZM62 146H58V147H62ZM66 146V147H67ZM16 147V148H17ZM22 147V146H21ZM27 147V146H26ZM65 147V148H66ZM38 148V147H37ZM11 149V148H10ZM15 149V148H14ZM19 149V148H18ZM17 149V150H18ZM24 149V148H23ZM30 149V148H29ZM40 149V148H39ZM54 149H56V148H54ZM69 149V148H68ZM77 149V148H76ZM76 149H73V151H76ZM79 149H77V151H78V154L80 153L81 154V152H79L80 150ZM92 149H93V147H92ZM91 149V150H92ZM97 149V148H96ZM95 148L93 149V150H96ZM181 149V148H180ZM180 149H178V150H180ZM19 150H21V148L19 149ZM27 150H28V148H27ZM26 149L24 150V151H27ZM33 149H32V147H31V151H32ZM67 150V149H66ZM82 150V151H83ZM99 149H97V151H98ZM23 151V152H24ZM39 151V150H38ZM72 151V150H71ZM77 151H76V154L74 153V155L75 156H77ZM97 151H95V153L97 152ZM142 151V150H141ZM181 151V150H180ZM8 152H10V151H8ZM13 152V151H12ZM11 152V153H12ZM16 151H14L13 152V154L15 153ZM19 151H17L16 153H17V155H19L18 156V159H20V158H22V157H26V156H24L25 154H27V152L26 153H24L23 154V156H22V152L19 154L18 153ZM68 152H70L69 150H68ZM99 152V151H98ZM200 152V151H199ZM205 152V151H204ZM220 152V151H219ZM11 153L9 154V155H11ZM30 153H32V152H30ZM27 154V156H32L31 154ZM37 154L38 152H37V150H36V152H35V150H34V154ZM40 153V152H39ZM42 153H41V155H39L41 158H43V155H42ZM87 152H85V154H86ZM92 153H94L93 151H92ZM92 153H91V155H92ZM207 153V152H206ZM35 154V155H36ZM79 154V155H80ZM84 154V155H85ZM89 154V153H88ZM88 154L85 156V157H89L88 156ZM141 154L143 155V157L141 158V159H145L146 158V155L144 156V152H141ZM179 154H181L180 152H179ZM201 153H199V155H200ZM5 155V156H4ZM3 155V152H2V156L3 157H5V158H7L6 156H8V155H6V154H4ZM16 155V154H15ZM14 155V156H15ZM35 155H33V156H35ZM78 155V157H80L81 158V160H83L82 159V157L81 156H79ZM83 155V154H82ZM203 155H205V153H203ZM202 155V156H203ZM1 156V155H0ZM32 156V157H33ZM60 156V155H59ZM74 156V157H75ZM95 156V155H94ZM93 155L91 156V160H93V157H94ZM134 156V155H133ZM179 156V155H178ZM186 156V155H185ZM185 156H184V158H185ZM188 156V155H187ZM186 156V157H187ZM261 156V157H260ZM20 157V158H19ZM32 157H31V159H32ZM37 156H35V158H36ZM57 157V156H56ZM84 157V158H85ZM130 157H132V156H130ZM141 157V156H140ZM172 157H173V159H172ZM204 157V156H203ZM13 159L15 158V157H12ZM16 158H17V156H16ZM27 158V157H26ZM25 158V159H26ZM35 158H33L32 160H33V162L35 161L34 159ZM80 158H78V159H80ZM134 158V157H133ZM136 158H138L137 160H138V162H140L139 163V165H141V161H139V156H136ZM184 158H182V160L184 159ZM206 158H207V156H206ZM235 158H234V161H235ZM1 160H2V163H7L8 161L6 160V162L4 161V159H2V158H0ZM9 159V158H8ZM10 159H11V157H10ZM27 159H30L29 157L27 158ZM31 159H30V161H31ZM39 159V158H38ZM51 159V158H50ZM53 159V158H52ZM68 159V158H67ZM77 158L75 159H73V160H78ZM90 159V158H89ZM135 159V158H134ZM140 159V160H141ZM187 159H188V157H187ZM190 159H191V156L189 155V161H190ZM12 160V159H11ZM23 160V159H22ZM42 160V159H41ZM44 160V159H43ZM42 160V161H43ZM72 160V161H73ZM85 160H86V158H85ZM127 161H129V159H126ZM125 160V161H126ZM137 160H135V161H137ZM179 160H181V158L179 159ZM185 161H186V159H184ZM183 160V161H184ZM233 160V159H232ZM4 161V162H3ZM15 161V162H14ZM13 162H14V164L13 165H15V163L17 162V160L15 159ZM21 161V159L19 160V162ZM24 161V160H23ZM30 161H27L26 160V164H27V166L30 164H28V162H30ZM37 161V160H36ZM60 161V160H59ZM80 161V160H79ZM90 160H88L87 159V161H86V163L88 162V163H94L95 162V164L97 165V161H91V162H89ZM104 161V160H103ZM102 161V162H103ZM106 161V160H105ZM132 161L133 160H131V163H132ZM135 161H134V164H135ZM143 161V160H142ZM18 162V163H19ZM25 162V161H24ZM32 162V161H31ZM53 162V161H52ZM82 161H80V163H81ZM84 162V161H83ZM82 162V163H83ZM97 162V163H96ZM191 162V164H192V166H193V163L194 162H192V160L190 161ZM189 162V163H190ZM236 162L238 163L239 162V160H236ZM1 163V162H0ZM9 163V162H8ZM20 163H21V166H20ZM19 163V167H21V168H19L18 170H17V172H18V175H20L19 174V170L21 169L22 170V168L26 165H24V163H22V161ZM35 163H40V160H39V162H35ZM42 163V162H41ZM40 163V164H41ZM71 163H73V162H71ZM71 163H69V165H71ZM75 163V162H74ZM73 163V164H74ZM86 163H84L85 165H86ZM127 163V162H126ZM129 163H130V161H129ZM130 163V164H131ZM181 164H183L182 162H180ZM188 163V161L186 162V165H189V164H187ZM235 163V162H234ZM11 164V165H12ZM23 164V165H22ZM33 164V163H32ZM32 164H30V167L31 168H33V166L34 165H32ZM40 164H39V166H40ZM76 165H74V168H75V166H78L77 165V163H75ZM79 164V163H78ZM84 164H82V167L83 166H85ZM98 164H100L101 165V163H98ZM119 164H121V163H119ZM119 164H118V166H119ZM142 164H144V166L147 164L146 163V161H145V163H142ZM168 164H169V162H168ZM180 164V165H181ZM236 164V163H235ZM234 164V165H235ZM4 164H1V167L3 166ZM16 165H18V164H16ZM36 165V164H35ZM60 165V164H59ZM91 165V164H90ZM89 164L86 166V168L88 167V166H90ZM94 165V164H93ZM103 165V164H102ZM122 166H123V164H121ZM120 165V166H121ZM136 165V164H135ZM138 165V164H137ZM184 165V164H183ZM237 165V164H236ZM8 166V165H7ZM7 166H6V168H7ZM27 166H25V167H27ZM39 166H38V168H39ZM52 166V165H51ZM92 166V165H91ZM91 166H90V168H91ZM95 166V165H94ZM114 166H116V165H114ZM133 166V165H132ZM147 166V165H146ZM145 166V168H147L148 169V167H146ZM152 166V165H151ZM171 166V165H170ZM170 166H169V169H171V172H170V178L171 179H169L170 181H171V183H170V185H169V187H165V188H168L167 189V191L166 192H162V193H164V197H167V198H170V201H172V203H168V202H165V203H143L144 202V200H143V202L142 203H89V204H87V203H80V204H76V203H74V204H60L59 206H58V212H57V239H56V252H58V250L60 251V253H59V255L63 258V256L65 257V256H67L68 258V260L69 261H74V259H75V257H76V250H74L72 247H70V244H69V242L71 241V239H70V236H73L72 234H68L67 233V236L65 235V233H62V231H61V228H62V225H61V221H63V220H65V221H67V223L68 224H71V227L73 226V225H75V227H76V224H77V221L75 220V218H79V217H85L86 215H83L82 213H81V210H78L79 208H84V206H86L85 208H89L90 209V211L92 212L91 213V215H92V217L93 218H96V217H100V216H103V217H113L114 216V213L116 212L115 211V209H119L120 207H127V206H130V205H136V206H143V207H158V208H165V207H167V209L169 210V206H170V210L172 211V212H166V210H165V212L164 211H158L159 213L158 214H156V216H159L160 218H164V217H168V216H172V215H175L177 212H175V213H173L174 212V210H175V206H179V204H181L182 202H185V201H188L190 198H192V197H199V196H197V195H205V194H191V193H182V192H178V190L176 189V191H175V189L173 190V181H174V177H176V175H175V172L176 171H173V169L174 170H176L175 169V167H173V168H170ZM191 166V165H190ZM190 167V168H193V167ZM4 167H5V165H4ZM9 167V166H8ZM12 167V166H11ZM24 167V168H25ZM30 167L28 166V168L30 169ZM69 167V166H68ZM68 167H66V168H68ZM79 167H81V166H79ZM102 167V166H101ZM99 168V169H102V168ZM125 167V166H124ZM126 167H127V164H126ZM129 167V166H128ZM134 167V166H133ZM141 167V166H140ZM180 167V166H179ZM184 167V166H183ZM238 167V166H237ZM3 168V167H2ZM14 168V167H13ZM12 168V169H13ZM15 168H17V167H15ZM14 168V169H15ZM27 168V169H28ZM41 168V167H40ZM40 168H39V170H40ZM43 168V169H44ZM53 168V167H52ZM65 168V169H66ZM78 168V167H77ZM85 168V169H86ZM94 168H96V166L94 167ZM104 168V167H103ZM135 168V167H134ZM137 168V167H136ZM139 168V167H138ZM142 168H144L143 166H142ZM160 168V167H159ZM182 168V167H181ZM185 168H186V166H185ZM185 168H182V169H184V172L186 173V176H187V169L185 170ZM190 168H188L189 170L188 171H191L190 170ZM195 168V167H194ZM193 168V169H194ZM251 168H253V167H251ZM8 169V171H10L11 173H12V179H14V175L17 177V173H13L15 170L13 169V172L11 171V168H7ZM10 169V170H9ZM26 169V168H25ZM34 169H37V167L35 168L34 167ZM54 169V168H53ZM70 169H72V166H71V168ZM79 169V168H78ZM88 169V168H87ZM86 169V170H87ZM115 169V168H114ZM128 169H130V170H132L131 169V165H130V167L128 168ZM167 169H168V167H167ZM181 169V170H182ZM31 170V169H30ZM45 170V171H46ZM64 170V169H63ZM67 170V169H66ZM83 170H84V168H83ZM85 170V171H86ZM89 170V169H88ZM91 170H95V169H93V168H91ZM91 170H89L90 172H91ZM130 170H128V172L130 171ZM137 170V169H136ZM139 170V172H140V168L138 169ZM137 170V171H138ZM146 170V169H145ZM144 170V171H145ZM245 170V169H244ZM1 171H3V170H1ZM8 171H4L6 174H7V176L9 175L8 173ZM24 170H22L21 172H22V174L21 175H24V172L26 171H24ZM28 171V170H27ZM33 171V170H32ZM36 171V170H35ZM44 171V172H45ZM55 171V170H54ZM53 171V172H54ZM60 171V170H59ZM95 171H97V170H95ZM94 171V174L96 173ZM133 171V170H132ZM135 171V170H134ZM135 172L136 174L138 173V172ZM143 170H142V172H144ZM159 171H162V170H159ZM170 171V170H169ZM179 171V170H178ZM177 171V172H178ZM4 172H0V174L2 173V174H4ZM20 172V173H21ZM30 172V171H29ZM88 172V171H87ZM87 172H85V173H87ZM145 172H148V171H145ZM144 172V173H145ZM182 172V171H181ZM193 172V171H192ZM192 172L190 173V175H192ZM194 172H196V171H194ZM242 172V171H241ZM26 173V172H25ZM28 173V172H27ZM33 173V172H32ZM35 173H37V171L35 172ZM34 173V174H35ZM55 173V172H54ZM73 172H69L68 174H72ZM131 173V172H130ZM141 173V172H140ZM149 173V172H148ZM147 173V174H148ZM185 173H184V175H185ZM198 173V172H197ZM242 173H245V172H242ZM248 173V172H247ZM2 174H1V176H2ZM31 174V173H30ZM33 174V175H34ZM38 174V173H37ZM65 174V173H64ZM88 174H90V173H88ZM87 174V175H88ZM134 174V173H133ZM141 174H143V173H141ZM140 174V175H141ZM157 174V173H156ZM155 174V175H156ZM161 174V173H160ZM159 174V175H160ZM178 174H180L179 172H178ZM194 174V173H193ZM25 175H28V174H25ZM36 175V174H35ZM39 175V174H38ZM82 175V174H81ZM87 175H83L84 177L85 176H87ZM92 175H93V173H92ZM98 174L96 173V175L94 176V177H96ZM125 175H126V173H125ZM125 175H123V176H125ZM127 175H129L128 173H127ZM126 175V176H127ZM132 175V174H131ZM145 175V174H144ZM246 175V174H245ZM249 175V174H248ZM6 176V175H5ZM74 176V175H73ZM89 176H91V175H89ZM100 176V175H99ZM185 176V177H186ZM4 177V176H3ZM2 177V178H3ZM21 177H22V179H21ZM27 177L28 176H26L25 177V179H27ZM34 177V176H33ZM36 177V176H35ZM38 177L39 176H37V180H39L38 179ZM53 177V176H52ZM55 177V176H54ZM71 177H72V175H71ZM88 177V176H87ZM130 177V179L131 178H134L133 176H129ZM129 177H127V179L129 180ZM136 178H137V175L135 176ZM167 177H169V176H167ZM179 177V179L177 178V181L179 180V182H180V180H186L187 179V177H186V179H184V177L182 178V179H180V175L178 176ZM190 177V176H189ZM256 175L255 176H253V177H250V178H246L245 179V181L244 182H248V183H254V180L256 179ZM1 178V180H3L4 181V183H6V181H7V179H9L8 180V182L11 180L10 179V177L9 178H7V179H5V178H3L2 179ZM28 178H31V176L29 175V177ZM76 179H77V176L75 177ZM74 178V179H75ZM86 178V177H85ZM98 178V182H99V177L97 176L96 177V179ZM100 178H101V176H100ZM116 178H118V177H116ZM120 178V177H119ZM118 178V179H119ZM125 178V177H124ZM145 178H146V175H145ZM152 178V177H151ZM155 178H157V179H154L152 182H153V186H155V184H154V182H158V184H165V182H166V180H165V177H162V176H159V177H155ZM191 178H192V176H191ZM239 178H240V176H239ZM19 179H21V180H23V176H20V178H16V179H14V181H15V183L16 182H21V184H23L22 183V181L20 180L19 181ZM33 180H34V178H32ZM35 179V180H36ZM88 179V178H87ZM93 179V178H92ZM106 179V178H105ZM105 179H103V180H105ZM109 179V178H108ZM108 179H106V180H108ZM115 179V178H114ZM126 179V178H125ZM142 179V178H141ZM168 179V178H167ZM242 179H243V176L240 178V180L242 181ZM16 180H18V181H16ZM27 180H30L31 181V179H27ZM27 180H26V182H27ZM32 180V181H33ZM117 179H115V181H116ZM127 180V181H128ZM145 180V179H144ZM151 180V179H150ZM168 180V181H169ZM188 180V179H187ZM187 180L186 181H184V182H180V183H185L186 182V184L188 183V182H190L191 183V181L189 180L188 182H187ZM237 180H238V178H237ZM239 180V181H240ZM244 180V179H243ZM2 181V182H3ZM24 181V180H23ZM80 181V180H79ZM89 181V180H88ZM119 181V180H118ZM125 181V180H124ZM127 181H125V182H127ZM136 181V180H135ZM139 181H141V180H139ZM193 181V180H192ZM241 181H240V183H241ZM1 182V183H2ZM25 182V181H24ZM29 182V181H28ZM35 182H37V181H35ZM34 182V183H35ZM105 182V181H104ZM148 182V181H147ZM178 182V183H179ZM194 182V181H193ZM222 180L221 181H219L218 182V185H220V184H222ZM237 182V181H236ZM10 183H14L13 182V180H11V182ZM9 183V184H10ZM14 183V184H15ZM31 183V182H30ZM68 183V182H67ZM100 183H102L101 181H100ZM149 183H150V181H149ZM247 183V184H248ZM257 183V182H256ZM3 184V183H2ZM8 184V183H7ZM6 184V185H7ZM16 184H18V183H16ZM103 184V183H102ZM126 184V183H125ZM151 184V183H150ZM149 184V185H150ZM157 184V183H156ZM194 184V183H193ZM258 184V183H257ZM13 185V184H12ZM11 185V186H12ZM29 185H31V184H29ZM88 185V184H87ZM90 185H94V183L92 184V183H90ZM152 185V184H151ZM168 185V184H167ZM183 184H181L180 186H182ZM188 185H191V184H189L188 183ZM241 185H243V181H242V184ZM2 186V185H1ZM0 186V187H1ZM4 186V185H3ZM9 186V185H8ZM14 186V185H13ZM39 186H41V185H39ZM50 186V185H49ZM183 186H185V185H183ZM182 186V187H183ZM192 186V185H191ZM246 186V185H245ZM248 186V185H247ZM252 185H250V187H251ZM34 187V186H33ZM88 187V186H87ZM163 187V186H162ZM190 188L189 186H186V188ZM244 187V186H243ZM249 187V186H248ZM249 187V188H250ZM2 188V187H1ZM5 188V187H4ZM27 188V187H26ZM30 187H28V189H29ZM35 188V187H34ZM181 188V187H180ZM185 188V187H184ZM184 188H182L183 190H184ZM187 188V189H188ZM248 188V191H246V192H244V193H241V194H237V195H235V196H233V195H231V197H263L264 198V192H256L255 191V189L253 190V188H252V190H250ZM30 189H32V187L30 188ZM29 189V190H30ZM247 189V188H246ZM1 190V192H3L2 191V189H0ZM25 190H27V189H25ZM181 190V189H180ZM182 190V191H183ZM32 191V190H31ZM50 190H48L47 189V187L46 186H44V189H43V191L42 192H37V193H31L30 191H25V192H20V193H7V194H5V192H3L4 194H0V196H18V197H26V196H24V195H29V196H33V197H38V198H40V199H43V200H46L47 202H51V201H56V200H61L62 198H69V197H76V198H84V197H87L88 198V200H92V201H105V200H111V201H120V200H118V199H127V198H129V197H145V196H156L157 194H155V193H145V194H133V195H130V196H124V195H120V194H118V193H86V191H84L83 193H80V194H78L77 192H75V194H74V192L73 193H63V192H61V193H57V192H49ZM158 191V190H157ZM172 191H175V193L174 194H171V192ZM262 191H263V188H262ZM0 192V193H1ZM82 192V191H81ZM210 195V194H209ZM219 195V196H218ZM215 194V195H213V194H211L210 196L212 197V196H215V197H230V195L229 196H222V195H220V194ZM28 197V196H27ZM77 200H81V199H77ZM164 200V199H163ZM139 202H141V200H138ZM211 205V204H210ZM209 204H208V206H210ZM80 206H82V207H80ZM136 206H134V207H136ZM206 206V205H205ZM204 206V207H205ZM1 207H3V206H0V208ZM36 205H34V206H28V207H26V206H11V207H8L9 209L10 208H12V210L11 211H13L14 213L13 214H15V212L16 211H18L16 208H20V209H23L24 208V210H19L20 212L22 211V215L23 216H25L24 218H25V220H27V221H29V222H35V220H36V215H35V209H36ZM40 207V209H41V211H40V214H39V216H40V218H41V216H42V213H43V207L42 206H39ZM185 207H197L195 204H193V203H190L189 205H185ZM5 208H7V207H5ZM16 209V211H14L13 209ZM197 208H199V207H197ZM262 208H264V205H251V206H249L248 207V209H249V212H252V213H255V214H257V216H256V219H255V222H253V221H248V224H247V232H248V235H249V238L250 239H260L261 238V231L262 230H264V224H261L260 223V221H259V213H260V211H261V209ZM2 209V208H1ZM3 209H4V207H3ZM2 209V210H3ZM8 209V210H9ZM26 209V210H25ZM120 211H122V210H120ZM2 212H4V211H2ZM8 212V214H4L3 213V215L5 216V220L7 219V217H9V214L11 213V212H9V211H7ZM132 212V211H131ZM84 213V212H83ZM117 213V212H116ZM16 214L17 215H15V216H20L21 217V214H19L18 215V213L16 212ZM87 214V213H86ZM121 214V213H120ZM136 214H138V213H136ZM135 213H133L132 215L135 217V215H136ZM8 215V216H7ZM132 215H129V216H125L123 219L124 220H122V219H119L118 220V222H116L117 223V228L119 227L118 225H119V223H120V221H121V225H122V223H124L123 224V226L125 225H134L133 224V222L132 221H134L133 220V216ZM7 216V217H6ZM10 216H11V214H10ZM13 216V215H12ZM15 216H13L14 218H15ZM178 216V215H177ZM13 217H10L11 219L13 218ZM12 219V221H17L16 219ZM23 220H24V218L23 217H21ZM20 218V219H21ZM39 218V220L41 221V219ZM102 218V217H101ZM11 219H8L9 221H11ZM18 219V218H17ZM21 219V220H22ZM7 220V221H8ZM25 220H24V222H25ZM159 220H161V219H159ZM12 221H11V223H12ZM13 222V223H14ZM19 220L17 221V222H15V225L14 226H12V228L14 227V230L16 231V233H15V231L12 229V230H9V229H11V228H9L8 229V231H14V233H13V235L16 237V239H18V240H21V241H24V240H27V239H31V236L29 235V233H32V234H35V235H37V237H38V239H39V241H40V243H39V246L37 247V250H36V252L37 251H39V253H40V251H41V247L44 245V234H43V230H44V225H43V223H41L40 225H39V227H40V229H41V233L40 234H36V233H33V229L34 228H36L37 227V225H35V226H27V225H25V224H22L21 222H19ZM29 222H25V223H28V225H29ZM33 222H32V224H33ZM86 222V221H85ZM135 222V221H134ZM4 223H7L6 221H4ZM64 223V222H63ZM91 223V222H90ZM90 223H85V230L83 231V234H82V237H87V238H89V240H90V238H98V240H99V238H101V236H105L106 235V233H105V231H104V234L105 235H103L101 232V236H100V233L97 231V230H94L91 226H89V225H91ZM31 224V223H30ZM34 225V224H33ZM66 224H64V226H65ZM108 225V224H107ZM174 225V224H173ZM171 226V228L169 229L170 230V237H171V235H172V237L170 238V242L168 243V246H169V251H167L166 250V247L164 246V245H162V247H158V249H157V251L159 252V253H161V254H166L167 255V259H165V261H167V262H165V263H161V264H175L176 263V260L178 259L174 254H175V241L177 242L178 241V237H179V234H180V232H179V225H174V226ZM214 225V226H213ZM211 227L212 228H215V226H216V224H213ZM67 226V225H66ZM93 226V225H92ZM99 226V225H98ZM115 226V225H114ZM5 228H6V226H4ZM9 227H11V226H9ZM116 227V226H115ZM4 228V230H6ZM100 228V227H99ZM120 228H122V227H120ZM123 228H125V227H123ZM123 228H122V230H123ZM132 227H130V229H131ZM66 229V228H65ZM103 229V228H102ZM104 229H106V228H104ZM112 229V228H111ZM129 228H127V230H128ZM208 228H203V227H200V226H195V228H193V230H191V231H188V232H185V242H195L196 240H199V241H202L204 244H205V235H206V230H207ZM114 230V229H113ZM112 230V231H113ZM134 230V229H133ZM7 231V230H6ZM6 231H4V233L6 232ZM107 231H109V230H107ZM112 231H110V234L112 233ZM117 232H115L114 233V231H113V233L115 234V235H111V238L109 239L108 238V240H107V242H109V245L112 247V246H116V245H118V246H120V245H123L124 243H123V241H122V238H124V237H122L121 235H119V233H118V230H116ZM120 231H121V229H120ZM162 231V230H161ZM11 232V233H12ZM122 232V231H121ZM127 232H129V231H127ZM132 232V231H131ZM165 232H166V228L164 227V229H163V231H162V233H163V235L165 234ZM173 232V233H172ZM130 233V232H129ZM6 234V233H5ZM125 235H126V233H124ZM135 234H137V233H135ZM107 235H109V232H107ZM106 235V237H108ZM129 235V234H128ZM162 235V234H161ZM5 236V235H4ZM131 236H132V234H131ZM5 237H8L7 236V234H6V236ZM4 237V238H5ZM130 237V236H129ZM145 237V236H144ZM105 238V237H104ZM135 238V237H134ZM102 239V238H101ZM140 239V238H139ZM92 240H94V239H92ZM126 240H128V239H126ZM5 241H6V238H5ZM7 241H8V238H7ZM106 241V240H105ZM128 241H130V239L128 240ZM128 241H126V243L128 242ZM95 242V241H94ZM2 244L3 243H5L6 244V242H1ZM97 243V242H96ZM123 243V244H122ZM128 243H130V242H128ZM133 243V242H132ZM165 243V242H164ZM232 243H238V242H236V241H233ZM231 243V244H232ZM0 245V248L2 249L1 251H4L5 249H8L9 250V246L7 247V246H5V247H7V248H5L4 247V250H3V248L1 247V246H3V245ZM4 244V245H5ZM8 245H9V243H7ZM6 244V245H7ZM97 244H99V243H97ZM131 244V243H130ZM196 245V244H195ZM118 246H116V247H118ZM124 246V245H123ZM127 246V245H126ZM151 246V245H150ZM20 247H23V244H21V246ZM76 247V246H75ZM122 247V246H121ZM190 247V246H189ZM17 248V247H16ZM38 248H40V249H38ZM165 248V249H164ZM13 249V248H12ZM11 249V247H10V250L11 251H13V250H15V249H13L12 250ZM65 249H67V250H65ZM8 250H7V254H6V251H4L5 252V254L6 255H8ZM16 250H18V249H16ZM28 250V251H27ZM69 250H70V252H69ZM204 250V249H203ZM239 250V249H238ZM0 251V252H1ZM33 250H32V248L31 247H28V249L27 248H24L22 251L21 250H18L16 253H18V257H21V258H19L20 260H23L22 259V255H23V258H25L24 259V261H25V263L27 264V262L26 261H28V263H32L33 264V262H34V264H36L35 263V261H36V259H39V258H33L35 261H32L31 260V257H33L32 256V254L31 255H28L29 254V252L31 253ZM78 251V250H77ZM137 251H139V250H137L136 249V251L135 252H137ZM3 252V253H4ZM15 252V251H14ZM71 253V254H69V253ZM79 252V251H78ZM152 252V251H151ZM194 252V251H193ZM13 253V252H12ZM22 253V255L20 256V254ZM96 255H97V252H94ZM109 253V252H108ZM138 253V252H137ZM136 253V255H133L132 257H135L136 256V258H140L139 257V254H137ZM153 253V252H152ZM158 253V254H159ZM191 253V252H190ZM5 254H4V256H5ZM10 254V253H9ZM14 254V253H13ZM13 254H11L10 255V257L12 258V255ZM38 254V253H37ZM36 254V255H37ZM154 254H156V253H154ZM158 254H156V255H158ZM186 254V253H185ZM0 255L2 256V253H0ZM73 255V256H72ZM204 255V254H203ZM0 256V258L2 259L3 257H1ZM15 256V258H12V260H14V259H16V261H17V255H14ZM13 256V257H14ZM82 256V255H81ZM159 256V255H158ZM6 257V256H5ZM9 256H7L6 258H3V259H6L7 260V258H8ZM37 257H38V255H37ZM39 257H40V255H39ZM41 257H42V255H41ZM164 257V256H163ZM43 258V257H42ZM160 258V257H159ZM162 258V257H161ZM227 258H229V257H227V256H223L221 259H227ZM0 259V260H1ZM2 259V260H3ZM10 258H8V260H9ZM18 259V260H19ZM65 258H63V260H64ZM114 259H116V258H114ZM141 259V258H140ZM164 259V258H163ZM7 260V261H8ZM19 260V261H20ZM43 260L44 259H42V260H40L41 261V263L43 262ZM194 260V259H193ZM6 261V262H7ZM19 261H17V262H19ZM2 262V261H1ZM9 262V261H8ZM8 262L6 263V264H8ZM10 262H12L11 261V259H10ZM15 262V261H14ZM13 262V263H14ZM16 262V264H18ZM37 262V261H36ZM161 262V261H160ZM4 263H5V260H4ZM21 262H19V264H20ZM24 263V264H25ZM40 263V264H41ZM84 263H86L85 262V260H84ZM127 263V262H126ZM133 263V262H132ZM1 264V263H0ZM3 264V263H2ZM10 264H12V263H10ZM125 264V263H124ZM127 264H129V263H127ZM133 264H135V263H133Z\"/></svg>","mask_w":264,"mask_h":264},{"label":"water","instance_id":"water-1","mask_svg":"<svg viewBox=\"0 0 264 264\" xmlns=\"http://www.w3.org/2000/svg\"><path fill=\"white\" fill-rule=\"evenodd\" d=\"M172 46H175V42H171ZM23 51V50H21ZM174 89V88H173ZM60 103V104H58ZM159 102L153 101H124V102H65V101H47L44 99H32L30 101H14V102H1L0 107H16V106H63L68 105V107H87V106H143L147 104H157ZM170 103H176L175 96L173 95ZM177 188V177H174L173 181V190L176 191ZM175 191H172L171 194H174ZM156 196H145V197H129L127 199H118L120 201H92L88 200L87 197L84 198H62L61 200L47 202L46 200L40 199L38 197H33L29 195H24L26 197L18 196H0V206L11 207V206H42L43 213L41 216V223L44 225L43 236H44V245L41 247V255L43 257V262L41 264H54L55 263V253H56V239H57V212L58 206L60 204H80V203H172L170 198L164 197V193H155ZM164 195V196H163ZM28 196V197H27ZM199 197H192L188 201L182 202L179 204L180 211L182 215L180 218V227H179V237L178 241H175V256L178 258V264H185V215L184 207L193 203L195 205H208V204H224V205H264L263 197H215L210 195H197ZM81 199V200H77ZM164 199V200H163ZM138 200H141L139 202ZM40 264V263H39Z\"/></svg>","mask_w":264,"mask_h":264},{"label":"snow or ice","instance_id":"snow-or-ice-1","mask_svg":"<svg viewBox=\"0 0 264 264\" xmlns=\"http://www.w3.org/2000/svg\"><path fill=\"white\" fill-rule=\"evenodd\" d=\"M248 205H230L228 208L219 210L221 211L222 219L216 221L215 228L209 227L206 230L205 235V252H208L215 247L225 245L230 246L233 241L238 242L242 248L249 249L250 254L255 249L252 247V243L249 240V235L247 232L248 221L255 222L257 214L246 211ZM41 209L39 206L35 209V215L38 217ZM259 215V221L261 224H264V208L261 209ZM4 221L5 217L3 215L2 209H0V242L4 238ZM41 221L37 218L36 224L37 227L33 229V233L40 234L41 229L39 227ZM31 239L24 241L16 239V237L11 233H7L9 239V247H20L23 244V247L20 248L22 251L24 248H32L33 258L36 256V248L39 246V239L37 235L29 233ZM261 240L264 241V230L261 231ZM211 264H246L244 258H227V259H214Z\"/></svg>","mask_w":264,"mask_h":264}]
</instances>
